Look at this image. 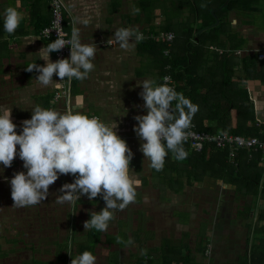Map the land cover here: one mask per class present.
Masks as SVG:
<instances>
[{"label": "crops", "instance_id": "0c3cea01", "mask_svg": "<svg viewBox=\"0 0 264 264\" xmlns=\"http://www.w3.org/2000/svg\"><path fill=\"white\" fill-rule=\"evenodd\" d=\"M64 1L69 9L68 26L79 30L82 43L97 45L93 61L95 70L83 81L71 80L69 97L53 105L61 112L68 104V107L89 115L98 114L105 121L116 120L118 135L126 140L134 154L130 164L136 169H132V174L142 180L136 202L123 211H116L108 230L99 232L95 248H103V258L96 263L136 264L141 257L151 255L156 264H206L203 250L212 243V264H264V248H252L264 243L258 241L264 240V232L257 230L263 223L258 221L259 211L264 206L260 195L256 197L254 208L248 211L247 206L250 207L254 199L252 195L243 196L236 185L212 176L192 185L184 180L175 185L182 191H176L171 188V178L168 175L162 177L152 169L149 159L140 150L142 141L134 131L138 124L134 117L147 114V109L140 95L142 85L138 82L152 79L160 83L165 70L167 72V65L163 67L157 56L143 47V40H160L149 37L163 32L159 30L160 18L155 19L152 27L145 12H140L141 17L132 15L133 1L142 7L137 0ZM10 6L16 7L23 16L19 28L11 35L3 27L5 9ZM50 18V0H0V105L12 107V120L18 133L22 131L23 121L31 118V108L35 105L49 108L60 89L56 85L63 83L54 75L53 84L44 87L36 79L39 75L36 70L26 71L29 63L45 64L39 51L51 41L42 38L39 30L49 23ZM231 24L248 40L247 47L237 50V54L264 51L261 26L242 23L235 16ZM127 26L138 28L144 36L129 51L113 43L116 29ZM151 28L153 30L147 32ZM252 47H257V50ZM50 59L57 60L55 52L50 53ZM242 86L252 95L257 117L264 118V82L244 79ZM81 99L83 108L76 109ZM18 171H27L18 155L11 167L4 168L0 164V244L6 251V257L0 258V264H32L33 260H38L39 264H55V253L50 258L35 257L31 260L29 255L20 263L21 249L32 246L27 239L28 234L34 236L37 230L34 238H55L70 234L72 230L75 232L76 228L81 234L77 242H88L92 229L85 230L84 222L91 218V212L103 209L105 201L100 196L95 201L82 196L75 205L57 204L55 199L62 194L59 192L61 186L75 179L72 175H61L50 186L49 195L43 202L16 208L11 197L10 180ZM31 221L37 223V229L35 222ZM17 236L18 240L11 239ZM117 236L125 241L131 238L134 243L117 244ZM142 249L146 250V255H141ZM16 254L15 262L18 263L12 262ZM93 254L98 257L97 249ZM71 255H74L73 251Z\"/></svg>", "mask_w": 264, "mask_h": 264}, {"label": "clouds", "instance_id": "9594fccd", "mask_svg": "<svg viewBox=\"0 0 264 264\" xmlns=\"http://www.w3.org/2000/svg\"><path fill=\"white\" fill-rule=\"evenodd\" d=\"M22 20L16 7L5 9V32L14 34ZM143 39L138 28L127 26L116 29L113 43L129 51ZM66 45H70V57L52 61L50 53L58 52ZM96 51L95 43H82L79 30H73L69 40L58 36L41 48L40 59L45 64L29 63L26 71L36 70L39 73L36 79L44 87L53 84L54 75L59 81H83L95 70ZM138 84L142 85L140 95L147 114L134 117L138 121L134 131L142 141L143 156L149 159L150 167L159 172L169 153L177 161L187 158L184 144L192 135L190 129L198 105L176 91L168 76L160 83L145 79ZM82 108L81 99L76 109ZM31 109V118L23 121L22 131L18 133L12 120V107L0 105V164L4 168L11 167L18 155L27 169L16 172L10 180L13 206L23 208L40 204L61 175H72L74 181L61 186L59 192L62 194L56 196L55 202L75 205L82 196H87L90 201L100 196L105 207L99 212H91V218L84 222V229L106 232L116 211H123L136 202L137 189L142 186V180L132 174L134 170L130 163L134 154L126 140L118 135V122L105 121L97 115L71 108L61 112L35 105ZM116 243L132 245L134 241L117 236ZM141 255H146V250L142 249ZM96 259L91 251L85 250L72 256L71 264H96Z\"/></svg>", "mask_w": 264, "mask_h": 264}, {"label": "trees", "instance_id": "16d2710c", "mask_svg": "<svg viewBox=\"0 0 264 264\" xmlns=\"http://www.w3.org/2000/svg\"><path fill=\"white\" fill-rule=\"evenodd\" d=\"M225 1L169 0L162 11L167 19L159 30L175 32L173 42L170 44L164 39L143 40V47L153 52L163 67L171 65L162 78L171 73L177 83V91L182 92L194 105H198L192 123L199 130L257 136L264 141V118H260L261 124H258L259 117L256 115L252 95L242 86L244 79L264 82V59H259L258 51H248L242 55L236 53L247 47L248 40L244 33L231 24L232 17L235 16L242 23L257 26V15L262 20L261 28L264 31V0H230L223 6ZM234 4H238L239 11L233 7ZM141 5L147 11L156 4ZM213 10L220 22L209 27L216 22ZM251 12L254 15L250 17ZM147 20L150 26H155V17L151 19L147 16ZM177 25L182 26L181 31ZM44 27L39 30L40 33ZM152 30L148 29L147 32ZM165 48L170 49L167 56L163 54ZM252 48L257 50V47ZM184 147L188 152L185 160L177 161L169 153L163 170L157 172L162 177L168 175L171 178L172 189L180 192L182 188L175 187L176 184L186 180L192 185L203 181L206 176H212L236 185L243 196L252 195L254 199L250 207L247 206L248 211L254 208L258 195L264 201L263 150L256 147L242 149L232 158L229 156V149H220L211 144L206 145L202 151L192 150L187 143ZM258 221L263 223L257 230L264 232V206L259 211ZM71 238L69 234L70 245L67 248H71ZM88 238V242L74 243V256L85 250L95 252L99 232L92 229ZM165 246L167 248L166 243ZM252 248H264V243ZM3 257H6V251L0 244V258ZM69 258L71 255H68L66 264ZM32 264H39V261L34 260ZM136 264H146L145 257H141Z\"/></svg>", "mask_w": 264, "mask_h": 264}, {"label": "built area", "instance_id": "2783aa9c", "mask_svg": "<svg viewBox=\"0 0 264 264\" xmlns=\"http://www.w3.org/2000/svg\"><path fill=\"white\" fill-rule=\"evenodd\" d=\"M50 7H51V18L50 22L41 30L40 36L45 39L55 40L58 36L64 38L65 40H69L71 38L72 29L69 28L68 22L66 21V17L69 14V9L65 4L64 0H50ZM151 38H159L164 39L168 43H172L175 38V32L173 31H166L162 32L159 35L151 34L149 35ZM165 54H170V49H165ZM56 59L60 58H69L70 57V45L64 46V48L58 52H55ZM259 59H264V51L259 52ZM171 65H167V69H170ZM171 78L172 86L175 87L177 91V83L172 76L171 73L167 75ZM71 85V81H63V83L59 86V90L56 91L52 105L49 108H55L53 104L59 101L62 98H68L69 93V86ZM73 109V107H67V109ZM75 110V109H74ZM93 115V114H92ZM99 116L103 119L100 115L94 114ZM104 120V119H103ZM258 124H261V119L258 118ZM192 127L190 132L192 135L189 137L188 141L186 142L189 144L190 148L194 151H202L206 145L211 144L215 145L217 148L220 149H229V156L235 157L237 152L242 149H252L256 147V149H260L264 151V141L261 140L257 136H244L241 134L236 133H229L226 131H220L217 133H211L208 131L199 130L197 126L192 123ZM264 159V157H263ZM131 169H136L135 165L130 164ZM213 245L212 243H208L205 250H204V257L206 259V264H212V255H213ZM146 260V264H156L153 257L151 255L144 256Z\"/></svg>", "mask_w": 264, "mask_h": 264}, {"label": "rangeland", "instance_id": "374dc122", "mask_svg": "<svg viewBox=\"0 0 264 264\" xmlns=\"http://www.w3.org/2000/svg\"><path fill=\"white\" fill-rule=\"evenodd\" d=\"M168 1L169 0H164V1H162V0H137V3H139L140 5L142 3L143 4H153V3L156 4V5H152V8H150L147 11L143 10V5H141L142 7H139L138 5L136 6L135 2L133 1L132 5H131V7L134 8V9H131L132 15L135 14L136 17L137 16L141 17V13L140 12L143 11V12L147 13V14H144V15L150 17L151 19L156 17L155 19L157 20L158 17H159L160 18V24L163 25V24H165V21H166L167 17L162 11H164V7H165L164 5H167ZM233 7L236 10L239 9L238 4H234ZM136 9L140 10L139 13H135ZM253 15L254 14L251 12V15H249V16L251 17ZM132 18L135 19L134 16H132ZM144 19H146V18H144ZM256 22L258 23V25H257L258 27L259 26H261V27L263 26L262 20H260V17L257 16V15H256ZM177 28H178L179 31L182 30V26H180V25H177ZM156 39H158V38H156ZM32 218H33V215L31 214V220H32ZM33 222H35V221H33ZM33 222L31 221V223H33ZM36 225H37V223L35 222L34 226L37 229ZM78 228H79V231H80L81 228L79 226H78ZM82 231L83 230H81V232ZM75 232H74V230H72L71 233H70L71 237H72L71 238V248H67L70 245L69 234L63 235V236H57L55 238L48 237V236H43V237H40L39 239L34 238V237H36L35 235H37V230L34 233V236H32L31 234H28L29 238H27L26 236L25 237L30 240L29 244H32V246L30 245V248H22L21 249V252H20V255H19L20 256L19 257L20 263L23 262V261H26V259L28 258L29 255H30V260H31L32 258H35V257H38L40 259L50 258V257L53 256V253H55V255H56L55 264H66V261H67L68 255H69L68 251L70 253H72V249H73L74 253H75L76 248H75V244L74 243L78 241V239H79L78 237L81 235V234H78V231H76V228H75ZM25 237H22V239H25ZM11 239L15 241V240H18L19 238L17 236V237L11 238ZM18 249L19 248H16V250H18ZM96 249L98 251V257H96L97 258L96 260H102V258H103V248H96ZM26 250H28V251L25 252ZM24 252H25V254H24ZM23 255H25V256L23 257ZM26 256H27V258H26ZM16 259H17V254H16V256H15V258H14V260L12 262H15ZM70 262H71V260H69L68 264H70ZM15 263H18V262H15Z\"/></svg>", "mask_w": 264, "mask_h": 264}, {"label": "water", "instance_id": "95a60500", "mask_svg": "<svg viewBox=\"0 0 264 264\" xmlns=\"http://www.w3.org/2000/svg\"><path fill=\"white\" fill-rule=\"evenodd\" d=\"M229 1H230V0H226V2L223 4V6H225ZM212 13L215 15L216 22H215L214 24L210 25L209 27L216 26V25H218L219 22H220V21H219V18H218V17L216 16V14H215V10H213ZM127 19H128V21H130L129 18H128V16H127ZM209 27H207V28H209ZM201 31H202V30H201Z\"/></svg>", "mask_w": 264, "mask_h": 264}, {"label": "flooded vegetation", "instance_id": "af4514ba", "mask_svg": "<svg viewBox=\"0 0 264 264\" xmlns=\"http://www.w3.org/2000/svg\"><path fill=\"white\" fill-rule=\"evenodd\" d=\"M70 251H71V250H70ZM72 251H73V253H74V250H73V249H72ZM75 252H76V251H75ZM28 255H29V254H28ZM74 255H75V253H74ZM74 255H73V256H74Z\"/></svg>", "mask_w": 264, "mask_h": 264}, {"label": "bare ground", "instance_id": "6f19581e", "mask_svg": "<svg viewBox=\"0 0 264 264\" xmlns=\"http://www.w3.org/2000/svg\"><path fill=\"white\" fill-rule=\"evenodd\" d=\"M66 21H67V17H66ZM72 31H73V30H72ZM167 75H168V74H166L165 76H167ZM165 76H164V77H165Z\"/></svg>", "mask_w": 264, "mask_h": 264}]
</instances>
